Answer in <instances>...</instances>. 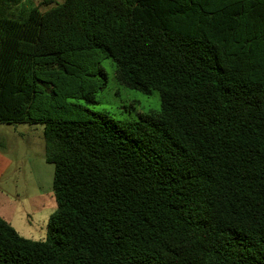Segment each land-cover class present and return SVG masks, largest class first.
Wrapping results in <instances>:
<instances>
[{"label": "trees", "instance_id": "1", "mask_svg": "<svg viewBox=\"0 0 264 264\" xmlns=\"http://www.w3.org/2000/svg\"><path fill=\"white\" fill-rule=\"evenodd\" d=\"M18 2L0 123L43 126L56 210L39 241L0 218V264H264V0ZM103 60L159 110L91 112Z\"/></svg>", "mask_w": 264, "mask_h": 264}, {"label": "rangeland", "instance_id": "2", "mask_svg": "<svg viewBox=\"0 0 264 264\" xmlns=\"http://www.w3.org/2000/svg\"><path fill=\"white\" fill-rule=\"evenodd\" d=\"M57 5L64 0H55ZM42 0H19L6 11L21 17L37 7L46 11ZM55 6V5H53ZM107 76V85L88 105L91 112L102 113L118 122L139 120L140 115L159 110L157 94L143 96L120 87L114 78L112 64L100 61ZM0 218L29 240H44L50 217L56 210L52 190L53 165L45 161L42 125L0 123Z\"/></svg>", "mask_w": 264, "mask_h": 264}, {"label": "crops", "instance_id": "3", "mask_svg": "<svg viewBox=\"0 0 264 264\" xmlns=\"http://www.w3.org/2000/svg\"><path fill=\"white\" fill-rule=\"evenodd\" d=\"M1 162H2V160L0 161V165H1ZM0 171H2V167H0Z\"/></svg>", "mask_w": 264, "mask_h": 264}]
</instances>
